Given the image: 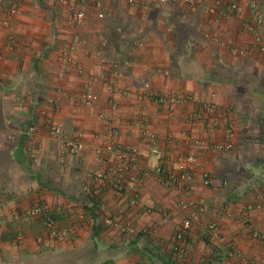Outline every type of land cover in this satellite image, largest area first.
Listing matches in <instances>:
<instances>
[{
	"label": "crops",
	"instance_id": "obj_1",
	"mask_svg": "<svg viewBox=\"0 0 264 264\" xmlns=\"http://www.w3.org/2000/svg\"><path fill=\"white\" fill-rule=\"evenodd\" d=\"M232 2L240 9L229 10ZM254 3L263 14L256 25ZM79 8L83 20L71 23ZM156 94L182 99L171 110ZM213 94L212 134L192 115L209 116L203 103ZM142 120L173 160L198 156L191 191L146 174L137 203L108 190L95 214L82 187L98 167L96 146L135 145L143 168L157 164ZM228 122L237 131L230 152L181 134L220 138ZM52 124L80 135L84 150L65 152ZM38 202L65 206L56 220L66 238H52L45 215L28 212ZM194 205L204 208L183 229ZM104 215L134 232L106 225ZM263 237L264 0H0V264H264Z\"/></svg>",
	"mask_w": 264,
	"mask_h": 264
},
{
	"label": "built area",
	"instance_id": "obj_2",
	"mask_svg": "<svg viewBox=\"0 0 264 264\" xmlns=\"http://www.w3.org/2000/svg\"><path fill=\"white\" fill-rule=\"evenodd\" d=\"M178 2L180 0H161ZM191 5H200V0H183ZM253 9L255 11V25L261 23L263 20V14L261 5L254 3ZM240 9V6L232 2L229 6V10ZM16 9L12 8L14 12ZM225 13V12H222ZM85 11L83 8H79L70 13L69 20L71 23H79L83 20ZM99 16H103V13H99ZM252 29H255L254 25H251ZM263 37L257 32L255 33V42L261 44ZM238 52V50H237ZM83 97L86 101H90L93 97L90 90L83 93ZM153 99L160 103H168L169 108L173 110L176 103L181 101V96L178 94H156ZM195 101L196 99L193 98ZM203 107L208 112L209 116L199 112L198 110L193 112L192 118L195 120L203 121L205 128L212 134L215 132L219 125V120L216 118H209L217 111V104L215 102V95L208 102L203 103ZM209 119V120H208ZM141 136L145 140H149L152 144V153L157 157V164L152 168L142 167V152L139 147L135 145H125L117 140H110L109 142L98 145L95 147V156L98 163V167L88 170L86 172L87 181L82 187L85 204L92 208L95 214H100L105 211V199L106 191L113 192L116 198H128L131 203H137L138 184L142 182L146 174L153 175L162 185L166 187L182 186L187 192L191 191L193 181L195 179L196 167L198 156L192 152L181 153L176 159H172L168 154L162 152V150L156 145V136L149 130L147 122L142 120L138 123ZM36 129L35 125L30 127V132ZM107 133L111 136H118L120 134L119 128L114 126L110 121L106 122ZM50 132L58 138L61 142L65 152L70 154H77L84 150L85 142L80 135H70L61 124H52L50 126ZM182 137L186 142L198 146L199 148H210L216 152H230L235 148V140L237 131L232 122H228L223 128V133L220 138L212 137L205 138L201 136H193L188 130L182 131ZM170 140H175L174 134L168 136ZM204 182L209 184L211 182V175L209 172H203ZM184 207L189 204L185 201L182 202ZM70 208V205H66V210ZM204 207L201 205H194L191 215L185 218L183 222V229L190 227L192 223V217L194 212L202 210ZM65 206L60 204H49L38 202L28 209V212L32 215L44 214L46 217V226L49 235L55 239H64L68 234V228L62 227L56 220L57 212H64ZM167 220V217L164 218ZM104 223L106 225H114L121 227V229L128 231L132 234L134 229L130 223H122L118 220L117 216L104 215ZM264 241V237H263ZM181 256L185 254V249L179 250Z\"/></svg>",
	"mask_w": 264,
	"mask_h": 264
}]
</instances>
